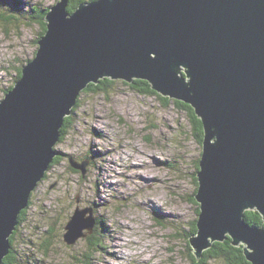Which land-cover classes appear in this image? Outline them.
<instances>
[{
  "label": "water",
  "instance_id": "obj_1",
  "mask_svg": "<svg viewBox=\"0 0 264 264\" xmlns=\"http://www.w3.org/2000/svg\"><path fill=\"white\" fill-rule=\"evenodd\" d=\"M68 3L48 9L34 58L0 100V264L58 156L65 118L102 79L146 81L193 109L203 139L192 253L199 261L229 237L250 264H264V226L243 220L256 211L264 223V0H96L72 14ZM69 163L84 177L87 160ZM93 213L76 207L67 245L92 234Z\"/></svg>",
  "mask_w": 264,
  "mask_h": 264
},
{
  "label": "rangeland",
  "instance_id": "obj_2",
  "mask_svg": "<svg viewBox=\"0 0 264 264\" xmlns=\"http://www.w3.org/2000/svg\"><path fill=\"white\" fill-rule=\"evenodd\" d=\"M17 1L0 0V100L34 58L42 30L36 17L57 0ZM113 82L106 92L78 98L71 126L55 146L63 160L49 169L51 162L24 209L13 242L16 264H80L85 237L70 246L63 241L76 207H92L99 223L93 264H189L202 146L173 100ZM69 158L88 160L84 177Z\"/></svg>",
  "mask_w": 264,
  "mask_h": 264
},
{
  "label": "trees",
  "instance_id": "obj_3",
  "mask_svg": "<svg viewBox=\"0 0 264 264\" xmlns=\"http://www.w3.org/2000/svg\"><path fill=\"white\" fill-rule=\"evenodd\" d=\"M94 1H96V0H69L67 11H68V13L72 14L76 10V8L78 7L79 4L87 3V2H94ZM19 2L20 1L18 0L17 3H19ZM37 11H38V8L37 9H35L33 7L31 8V12H34L36 14ZM40 12H41V14H39V16L36 17V19H38V23L40 24V26L42 28V30L39 34V38H41L42 35H44V33L46 31V27H45V23L43 22V18L47 14L48 9L40 10ZM34 16H32V17H34ZM39 38H38V40H39ZM20 76H21V73L19 70L18 74L16 76V81L20 78ZM113 83L114 82L110 79H102L99 81V83L97 85H93V84L88 85V87L82 93L106 92L107 89L109 88V86H111ZM128 86L130 88L136 90L137 92L141 93V94L154 95V96L161 98L165 102H168V100H169V99H167L165 97H161L159 94L155 93L151 89L149 83H147L146 81L134 80L132 83L128 84ZM11 88L12 87L8 88L6 90V92H8ZM173 102L177 108H180V109L187 112L191 126H192V134L198 140V142L200 144H202V139H203L202 124H201L200 120L195 116L193 109L189 105L181 103L179 101H173ZM77 107H78V100L76 102V105H75L72 113H74V111ZM70 119H71V117L69 116V117H66L64 120V125L61 129V137H60L59 143H61L64 140V138L68 132V129L71 126ZM62 160H63V157H61L59 155L57 157H55L52 164L50 165L49 169H51L53 166H55L57 164H60V162ZM70 170L73 171L72 169H70ZM196 171H198V170H196ZM73 172H75V171H73ZM45 176H47V174ZM45 176H44V178H45ZM197 185H198V183H197ZM191 202L193 205H195L197 207V203H196L195 199H192ZM196 212H197V215H199V207L196 208ZM25 213H26V210L22 211V213L18 217V224L16 226V229L9 238V242H10L9 253L3 259L2 264H16V261H15V259H16L15 254L16 253H15V250L13 248V242H14L15 234L18 230V227H20L23 224V222L25 221V218H26ZM95 220H96V223H95L92 234L87 235V237L85 238L86 250L83 254L80 255V258L77 260L80 264H93L92 256H94L97 252H99V250L101 248L99 245V241L97 240V236H96L99 223H98L97 219H95ZM243 220L246 224H248L250 226H254V227L264 226L262 217L256 211H246L244 213ZM196 222H197V219L193 222L192 228L188 232L187 238L189 236H193L196 234ZM186 248H187V257H188L189 264H207L212 259L213 260L220 259L225 264H250L246 260L244 254H243L242 246H238V247L233 246L231 243V239L229 237H227L223 242H214L212 244V247L203 253V255L199 261H197L195 259L194 255L192 253L191 247L189 246L188 242L186 244Z\"/></svg>",
  "mask_w": 264,
  "mask_h": 264
}]
</instances>
